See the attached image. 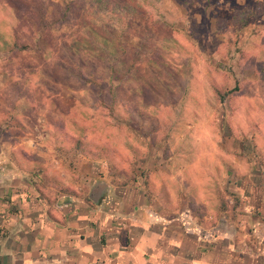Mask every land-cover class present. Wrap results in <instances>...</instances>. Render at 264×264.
<instances>
[{
    "label": "rangeland",
    "instance_id": "374dc122",
    "mask_svg": "<svg viewBox=\"0 0 264 264\" xmlns=\"http://www.w3.org/2000/svg\"><path fill=\"white\" fill-rule=\"evenodd\" d=\"M61 2L0 0V23L16 28L27 43L32 31L21 28L14 14L35 18L45 9L51 25L64 12ZM116 4L136 8L137 2L110 0L102 10L75 5L67 21L57 22L52 30L51 51L39 52L33 46L24 53L0 51V126L6 129L8 166L26 173L34 162L44 164L49 184L88 186L91 181L85 177L95 172L108 175L116 185H127L131 180L126 176L134 173V154L125 148L127 141L144 159L136 166L141 175L132 181L151 196L163 200V194L175 198L181 192L182 202L192 204L195 195L186 191L192 184L199 193L209 192V201L219 205L229 201L235 210L244 193L255 188L260 189L263 204L264 0H160L155 2L163 16L160 26H146L132 17L134 29L142 34L130 36L129 49L148 55L120 95L117 120L110 119L111 127L103 130L89 128L83 136L103 146L108 159L79 155L68 144L55 149L52 127L65 125V118H74L81 126H91L94 120L101 127L104 119L100 121L98 110L92 109L84 116L86 110L77 101L84 94L79 80L66 74V57L54 50L77 41L71 51L101 55L104 26L115 23ZM165 39L171 40L168 50L162 43ZM116 55L108 52L106 57L113 60ZM46 81L51 91L43 85ZM214 87L225 95L223 100L215 97ZM51 101L63 113L53 114ZM124 113L130 122L127 130L122 128ZM68 132V138L77 135ZM185 173L194 179L182 178ZM156 186L162 189L155 194L151 191Z\"/></svg>",
    "mask_w": 264,
    "mask_h": 264
},
{
    "label": "crops",
    "instance_id": "0c3cea01",
    "mask_svg": "<svg viewBox=\"0 0 264 264\" xmlns=\"http://www.w3.org/2000/svg\"><path fill=\"white\" fill-rule=\"evenodd\" d=\"M5 131L0 126V264H264L260 189L233 210L192 184V204L181 192L161 200L136 180L116 185L95 172L88 186L49 184L44 164L26 173L8 166Z\"/></svg>",
    "mask_w": 264,
    "mask_h": 264
},
{
    "label": "trees",
    "instance_id": "16d2710c",
    "mask_svg": "<svg viewBox=\"0 0 264 264\" xmlns=\"http://www.w3.org/2000/svg\"><path fill=\"white\" fill-rule=\"evenodd\" d=\"M61 1L62 2L59 4L64 6V12L61 14L60 18L56 19L51 25L46 21L48 18L45 9L44 13L37 14L35 18L32 16L26 18L28 14H14L13 17L15 21H19L21 28H29L32 31L31 36H27L29 38L27 43L18 36L16 28L9 24L0 23V51L7 53H24L32 51L30 48L31 46L38 47L37 50L39 52L51 51V47H54V43H49V40L54 37L52 30L56 28L57 22L62 23L67 21L69 15H72L67 13L71 11L75 5L80 6L82 9L83 5H85L94 10H102L110 5V0ZM157 1L159 2L160 0H136V8L116 4L113 7V12L116 13L115 23L104 26L106 32V38L104 39L105 49L100 50L101 55H89L83 51L80 52L79 50L71 51V48H77L79 45L77 41H75V44L72 43L71 47H67L68 44H64L61 51L54 50L55 52L57 51L56 53L57 55L59 54V56L62 55V53L65 55L66 61H62L64 62L63 69L66 71V74L79 80L80 87L84 94L81 98L78 97L77 101H79L81 103L80 106L86 110L84 116L86 117L88 110L92 109L98 110L100 121H103L104 119V122H102L103 127H101L98 126L94 120L92 121L91 126L90 124L81 126L74 120V118H65V125L52 127L55 149L62 150L64 145L66 146V144H68L67 147L76 151L78 154H83L92 158H103L104 156L108 159L109 156L103 146H97L96 143L84 139L83 136L89 128L103 130V128L111 127V124H109L110 119L117 120L115 116L119 115L118 111L121 110L120 95L125 92L127 84L131 81L130 78L135 76L137 68L145 62L148 55L147 51L144 50L135 54V52H132L131 49H129L130 36L132 37V35L135 36L136 34L140 36L142 34V32L141 34H138L137 30L134 29L132 17H139L146 26H154L155 23L160 26V23H163V16L158 14V8L155 6V2ZM137 8L141 10V14H135L138 13ZM14 10L18 13L16 8ZM241 13L246 14V16L253 14L251 11H243ZM53 17L54 15L51 14L50 18ZM242 21H245V18H242L241 22ZM35 40H37L38 46L36 45ZM170 41L169 39L162 41L163 46L167 50L170 49L168 48ZM39 44L41 45L39 46ZM64 48H66L65 53L62 52ZM172 49H174V47H172ZM108 52L117 55L113 60H110L106 57ZM173 52L175 51L173 50ZM43 85L49 87V89H47L51 91L50 82H43ZM213 89L215 97L218 98L220 96V101L223 100L225 95L221 93L222 91L215 87ZM51 102V108L49 107V109L53 114L56 115L63 113V111L57 106V103L54 101ZM124 114L126 117H122V128L127 130V126L130 125V122L127 118L128 114ZM17 125L19 129L22 128L20 124ZM65 130L76 132L77 135L68 138ZM125 148L134 154V173L130 176H126V174L124 175L126 176V181H129L141 174L136 171V166L139 163H142L144 159L139 154L138 148L134 147L127 141L125 142ZM118 157L123 162L119 155ZM30 170L40 172L41 166L35 165ZM126 183L127 182H124L120 185L124 186Z\"/></svg>",
    "mask_w": 264,
    "mask_h": 264
}]
</instances>
